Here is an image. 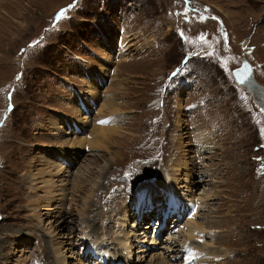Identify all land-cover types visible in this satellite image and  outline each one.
Segmentation results:
<instances>
[{"label": "rangeland", "instance_id": "obj_1", "mask_svg": "<svg viewBox=\"0 0 264 264\" xmlns=\"http://www.w3.org/2000/svg\"><path fill=\"white\" fill-rule=\"evenodd\" d=\"M240 56L264 85V0H0V264H183L192 218L211 254L188 264H264V111ZM157 206L186 216L161 231ZM144 225L127 260L116 235Z\"/></svg>", "mask_w": 264, "mask_h": 264}, {"label": "bare ground", "instance_id": "obj_2", "mask_svg": "<svg viewBox=\"0 0 264 264\" xmlns=\"http://www.w3.org/2000/svg\"><path fill=\"white\" fill-rule=\"evenodd\" d=\"M93 85H95V84H93ZM93 89V88H92ZM76 93V92H75ZM110 98H108V99H106V100H104V101H102V103H101V107H100V111H101V109H102V107L104 106V104H105V102H107L108 100H109ZM76 101V100H75ZM71 103V102H70ZM93 103V102H92ZM73 104V103H72ZM76 104V103H75ZM85 104H86V106H85ZM82 105V104H81ZM85 107H89L90 105H92L91 104V102H89V101H86V100H84V104H83ZM82 105V106H83ZM116 111H118L117 109H114L113 110V116H114V119H113V121H109L110 123H108V125H112L113 124V122L117 125L118 124V122L120 121V120H122V119H125V117L126 116H122L121 115V119H118L117 117H116V115H114L115 114V112ZM123 113L125 112V111H123V110H121ZM107 116H109V115H107ZM106 116H104L103 117V119L105 118ZM112 118V117H111ZM101 121H103V120H101ZM83 121H80L79 120V123H82ZM82 127H84V122L82 123ZM77 129V128H76ZM78 132H79V130H78ZM86 132H91L90 130H87ZM109 134H111V133H109ZM212 137V136H211ZM209 138V137H208ZM211 139V138H210ZM206 141V140H205ZM75 142V141H74ZM73 142V145L74 146H76V147H78V145L76 144V143H74ZM210 142V141H209ZM95 143H97L96 145L97 146H99V141L98 140H96V142ZM200 143V142H199ZM207 144H208V142H207ZM202 146V145H201ZM182 148V146H179V149H181ZM93 149V148H92ZM204 149V147L202 146L201 148H200V150H203ZM207 151V150H206ZM178 152V156H179V151H177ZM83 154V153H82ZM76 156V155H75ZM200 156V155H199ZM202 156V155H201ZM73 158H74V156H73ZM175 159V158H174ZM182 158H177L176 159V162H173L172 163V166L173 167H175V168H178V166L179 165H181V164H183V163H186L185 161H182L181 160ZM201 159V158H200ZM77 160V159H76ZM202 160V159H201ZM74 163V162H73ZM195 163V162H194ZM196 164V163H195ZM187 166V165H186ZM192 167V166H191ZM189 170V169H188ZM58 171H61V169H58ZM195 171V170H194ZM193 171V172H194ZM197 171V170H196ZM190 172V171H189ZM187 173V172H186ZM196 173V172H195ZM201 173V172H200ZM200 175V174H199ZM202 175V174H201ZM176 176V175H175ZM194 179H195V177H194ZM177 180V179H176ZM183 180V179H182ZM196 180V179H195ZM76 181V180H75ZM161 181L163 182V183H165V184H167V186H169V185H172V186H174V188L175 189H178L179 187H177V185L176 184H174L175 183V181H174V179H173V177L171 176V175H168L166 172H165V174H163V177H162V179H161ZM199 181V180H198ZM77 182V181H76ZM174 182V183H173ZM186 182V181H185ZM191 182V181H190ZM193 182V181H192ZM177 183V182H176ZM180 183V182H179ZM183 183V182H182ZM185 184V183H184ZM161 185V184H160ZM183 185V184H182ZM170 189V188H169ZM50 192V191H49ZM152 193H153V191H151ZM47 193V192H46ZM147 193V192H146ZM145 194V193H144ZM168 194V193H167ZM173 194V193H172ZM180 194V193H179ZM143 195V194H142ZM151 195H154V194H151ZM150 196V195H149ZM169 196V195H168ZM159 197V196H158ZM188 198V197H187ZM160 199V198H159ZM150 200V199H149ZM161 201H163V199L161 198L160 199ZM190 201V200H189ZM164 202V201H163ZM163 202H161V203H163ZM168 202V204L169 205H171V207L173 208V212H177V210L180 208L179 207V201L177 200V199H175L174 198V196H170V198H169V201H167ZM188 204V203H187ZM155 205V204H154ZM158 205V204H157ZM41 206V205H40ZM189 206V205H188ZM48 207V206H47ZM137 207H142L143 209L145 208V202H143V199L142 198H138V201H137ZM169 208V207H168ZM182 208H183V206H182ZM152 209H154L151 213L152 214H154L153 215V218H151L150 219V221L151 222H154L155 223V218H157L158 216H157V212L159 211V214L160 215H162V217L164 218V222L167 220V216H168V211L169 212H171V210L169 209L167 212H166V214L165 213H163V207H161V206H157L156 208H152ZM194 209V208H193ZM51 210V209H50ZM63 210V209H62ZM48 211V210H47ZM60 211V210H59ZM69 211V210H68ZM193 211H195V210H193ZM49 213V212H48ZM151 213L149 214V215H151ZM66 215V214H65ZM121 215V218L120 219H122L123 220V217L125 216V220H124V222H127V221H129L128 219V217H129V215L127 214V212L125 213V214H120ZM134 216V215H133ZM181 216V215H180ZM82 218V217H81ZM135 219H137L136 217H135ZM142 219H143V216L142 217H140L139 219H137V224H140L141 223V221H142ZM147 221V218L146 219H144L143 221ZM85 222V221H84ZM192 222H196L195 220H194V218H192V220L190 221V222H188L187 223V226H186V231H185V234H187V232H188V234H189V237H186L185 235L183 236L182 235V238H178V240H177V238L175 239V238H173V240H174V242L172 241V247L173 248H175V244H177V246L176 247H179V249H183V255L182 256H184V262H188V263H194V260H192V258L194 257L195 259H202V258H204V257H207V255L206 254H211L210 252L209 253H206L205 254V256L204 257H200V258H197L195 255H194V253L195 252H197L198 250H197V248L195 247V246H193L192 245V243H191V241H196L197 239L196 238H194V236H196V235H198V234H202V232H203V230H200V229H202L200 226H198V225H191L190 226V224L192 223ZM160 223V222H159ZM125 224V223H124ZM61 225V224H60ZM122 225V224H121ZM135 225V224H134ZM159 226H160V224H158ZM144 228L142 229V231H138L137 233L136 232H134L133 231V229H131V230H129L130 232H128V231H126L125 230V228L123 227V228H121L120 229V233H119V235H116V238L117 237H119L118 239H117V244L118 245H120V247L122 246V255L124 254V258H126L127 257V254H129V256H128V258H127V260H130L131 259V256L133 255V253H132V250H133V248H132V245H131V242H136L138 239H140L141 241H144V240H146V238L145 239H142V238H140V234H142V235H144V233H145V236H146V233H147V229H148V227H149V225H147V227H146V225H144L143 226ZM60 228H61V226H60ZM137 228V227H136ZM147 228V229H146ZM136 230V229H135ZM189 230V231H188ZM127 234H126V233ZM137 234H138V236H137ZM142 237V236H141ZM155 237H157V236H155ZM131 241H130V240ZM98 241V239H95V241H94V243H93V245H95L96 244V242ZM101 242H103V240H101ZM101 242H98L96 245H97V247H95V251H93V253H95L96 255H98L99 257H102V256H104V258H107V257H111V260H115V261H118L119 260V253H118V256L116 257L115 256V254H116V252H110V250H108L107 248L106 249H104L103 247H101ZM128 242H129V248H130V250H129V252L127 253L126 251H127V249H128V246H127V244H128ZM179 242H180V244H179ZM137 243V242H136ZM103 245V244H102ZM161 245V244H160ZM53 247V246H52ZM101 247V248H100ZM137 247V246H136ZM138 247H139V244H138ZM162 247H164V246H162ZM59 248V247H58ZM57 248V249H58ZM165 248V247H164ZM57 249H56V247L54 248V252H53V254H55V256H57V257H59V251L57 252ZM92 249V248H91ZM132 249V250H131ZM139 249V248H138ZM50 250H51V248H50ZM115 250V249H114ZM175 252H174V257L176 258H178V257H182L180 254H179V252H180V250H174ZM179 251V252H178ZM136 253L137 252H135V255H136ZM182 253V252H181ZM130 257V258H129ZM64 258V257H63ZM63 258H62V261H63ZM176 258V259H177ZM213 259L215 258V257H212ZM125 260V259H124ZM105 261V260H104ZM165 261V260H164ZM205 261L207 262V264H210L211 263V261H209V259L207 260V259H205ZM215 262V261H214ZM114 263V262H113ZM186 263H183V264H186ZM187 263V264H188ZM217 264H219L218 262H216ZM212 264H214L213 262H212Z\"/></svg>", "mask_w": 264, "mask_h": 264}, {"label": "water", "instance_id": "obj_3", "mask_svg": "<svg viewBox=\"0 0 264 264\" xmlns=\"http://www.w3.org/2000/svg\"><path fill=\"white\" fill-rule=\"evenodd\" d=\"M233 75L235 77L237 84L243 88L248 89L249 91H252L251 87L253 86H258V87L260 86L255 80L254 69L252 65L245 57H242V65L233 70ZM240 78L244 79V83L239 82ZM258 102L261 105H264L263 99L260 98Z\"/></svg>", "mask_w": 264, "mask_h": 264}, {"label": "snow or ice", "instance_id": "obj_4", "mask_svg": "<svg viewBox=\"0 0 264 264\" xmlns=\"http://www.w3.org/2000/svg\"><path fill=\"white\" fill-rule=\"evenodd\" d=\"M61 15H63V13H61ZM239 82H240V83H244V79H243V78H240V79H239ZM102 123H103V121H102Z\"/></svg>", "mask_w": 264, "mask_h": 264}]
</instances>
